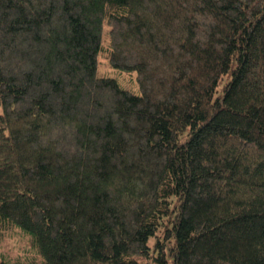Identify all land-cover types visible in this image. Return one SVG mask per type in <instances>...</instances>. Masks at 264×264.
<instances>
[{
    "label": "trees",
    "instance_id": "1",
    "mask_svg": "<svg viewBox=\"0 0 264 264\" xmlns=\"http://www.w3.org/2000/svg\"><path fill=\"white\" fill-rule=\"evenodd\" d=\"M5 225L25 264H264V0H0Z\"/></svg>",
    "mask_w": 264,
    "mask_h": 264
},
{
    "label": "rangeland",
    "instance_id": "2",
    "mask_svg": "<svg viewBox=\"0 0 264 264\" xmlns=\"http://www.w3.org/2000/svg\"><path fill=\"white\" fill-rule=\"evenodd\" d=\"M104 37H106V34L103 35ZM106 46L107 40L104 38L103 47L106 48ZM97 75L114 77L123 87L139 93L136 71L113 67L106 58V51L99 53L97 56ZM149 243H152L151 239ZM36 251L37 249L33 246L29 237L18 227L5 225L0 230V259H4L10 264H25L31 260L39 261L41 258ZM144 261L151 264L147 260Z\"/></svg>",
    "mask_w": 264,
    "mask_h": 264
}]
</instances>
